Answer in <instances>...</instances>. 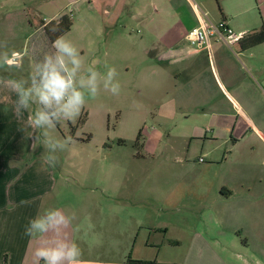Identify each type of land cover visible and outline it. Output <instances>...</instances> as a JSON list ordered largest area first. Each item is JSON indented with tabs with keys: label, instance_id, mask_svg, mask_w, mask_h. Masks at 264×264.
<instances>
[{
	"label": "rangeland",
	"instance_id": "1",
	"mask_svg": "<svg viewBox=\"0 0 264 264\" xmlns=\"http://www.w3.org/2000/svg\"><path fill=\"white\" fill-rule=\"evenodd\" d=\"M188 1L212 25L217 26L226 18L233 30L243 36L264 27V0ZM188 1L0 0V54L7 52L9 57L13 52L20 54V67L0 68V76L28 79L44 54L54 51L39 30L40 22L64 15L69 16L72 25L59 39L71 42L79 52L82 66L77 79L86 81L89 68L99 73L98 95L87 98L79 116L62 120L50 130L53 138H70L72 143L62 152L57 149L59 163L52 167L53 190L40 203V209H59L66 217H74L63 229V235L80 249H87L81 256L85 260L128 264L132 252L133 259L157 264H190L189 218L194 215L191 226L196 227L201 237L196 243L203 252L197 256L198 264H220L221 261L252 264L251 235L248 238L246 231L235 232L238 244L245 247L249 243V246L244 249L234 245L232 237L221 232L210 213L217 205L222 188L217 190L216 186L226 178L225 165L219 164L218 168L211 165L209 169L214 168V174L210 177L206 174L208 171L204 173L203 164L195 161L197 156L183 166L157 161V156L147 160L140 157H146L149 152L157 155L180 148L185 151L188 145V141L168 139L163 146V139L169 133L182 135L186 120L183 113L168 119L166 107L159 109L172 98L170 82L174 70L153 58L159 48L156 39L167 25L177 21L176 9L189 13ZM197 21L200 25L198 17ZM237 55L264 88V43ZM108 67L116 70L115 80L120 84L118 95L103 88ZM87 88L85 85V91ZM29 103L35 104L32 100ZM261 112L264 114V105ZM36 134L39 133L36 131ZM195 146L192 143L191 151ZM33 151L37 158L43 157V147ZM153 167L163 170L155 171L146 180ZM192 173L201 185L196 190L197 202L182 198L187 189L186 179ZM126 177L128 181L124 180ZM162 178L165 183L179 185L177 191L156 193L155 185ZM130 193L138 199L121 201L122 197L129 199ZM147 195L153 199L152 203L145 200ZM176 205L177 209H173ZM56 227L53 221V231ZM150 229L160 232L154 234ZM150 244L154 247H149ZM209 247L215 255L205 252Z\"/></svg>",
	"mask_w": 264,
	"mask_h": 264
},
{
	"label": "crops",
	"instance_id": "2",
	"mask_svg": "<svg viewBox=\"0 0 264 264\" xmlns=\"http://www.w3.org/2000/svg\"><path fill=\"white\" fill-rule=\"evenodd\" d=\"M188 9V14L175 10L177 21L167 25L156 39L159 48L153 56L161 65L171 66L174 70L170 82L172 98L159 109L166 107L164 112H168V116L165 115L168 119L173 120L176 114L183 113L186 120L182 135L169 133L163 139V146L168 139L188 141V145L185 151L180 148L157 155L149 152L146 157H140L147 160L157 156V161L183 166L192 163L191 157L197 156L195 161L203 158V162L198 163L203 164L204 173L208 171L206 174L210 177L214 168H218L219 164L225 165L228 169L226 178L216 186L217 190L222 188L217 205L210 213L215 216L221 232L232 237L234 245L244 249L249 246V243L245 247L240 246L234 237L235 232L246 231L247 237L251 235L252 264H264V114L261 112L264 88L237 55L246 51L241 40L231 45L236 48L234 51L215 37H209L207 43L200 46L189 42L187 35L199 27L197 17L200 13L193 5ZM224 20L230 22L226 18ZM43 22L47 24L50 21ZM39 30L43 32V26ZM0 79L9 78L0 76ZM16 99V94L0 83V264H43V261L37 260L35 253L47 237L34 239L26 236L25 227L38 211H43L40 209L41 199L52 193L54 174L52 167L45 163L43 157L37 158L32 148V137L36 131L28 124V118L35 110V104H30V110H22L17 116ZM192 143L196 144L194 151H191ZM176 154L181 155L179 159H175ZM211 165L214 168L209 169ZM162 170L153 167L145 176L146 180L148 176L155 175V171ZM124 180L128 181V178ZM197 180L193 173L186 179L187 189L183 199L197 202L196 190L201 186ZM155 186L156 193H161L175 192L179 185L165 183V178H162ZM128 195L129 199L122 197L121 201L138 199L136 194ZM150 198L147 195L145 200L152 203ZM162 200L165 202L168 199ZM193 217L190 215L189 218L188 255L190 264H198L197 256L203 252L196 243L200 235L196 227L191 226ZM150 231L154 234L160 232L155 229ZM49 232H53V223ZM205 245L208 247L206 241ZM149 247L153 248L154 244ZM81 251L83 254L87 249L81 248ZM205 252L216 254L210 247L205 248ZM129 255L132 260H138L133 259L132 252ZM80 259L83 264H114ZM220 264L227 263L221 261Z\"/></svg>",
	"mask_w": 264,
	"mask_h": 264
},
{
	"label": "clouds",
	"instance_id": "3",
	"mask_svg": "<svg viewBox=\"0 0 264 264\" xmlns=\"http://www.w3.org/2000/svg\"><path fill=\"white\" fill-rule=\"evenodd\" d=\"M52 47L54 51L44 54L43 59L35 64L28 79H0V83L16 94L17 116L21 115L22 110L32 108L30 100L37 105L28 118V124L39 133L32 137V148L35 150L43 147L45 163L55 167L59 163L57 153L64 151L72 141L70 138H53L50 130L62 120H72L79 116L87 98H95L100 86L97 82L99 73L93 68L88 69L90 76L86 81L83 78L77 79L82 60L71 42L58 39ZM5 66L20 67V54L13 52L11 57L7 52L0 54V68ZM116 75L115 68L108 67L103 80V88L113 95L120 92ZM85 85L88 86L87 91ZM73 218L66 217L59 209L50 208L38 211L28 221L25 227L26 236L34 239L47 237L45 243L36 250L38 261H43V264H83L80 247L75 242H69L63 235V229ZM53 221L57 227L55 231L49 232Z\"/></svg>",
	"mask_w": 264,
	"mask_h": 264
},
{
	"label": "built area",
	"instance_id": "4",
	"mask_svg": "<svg viewBox=\"0 0 264 264\" xmlns=\"http://www.w3.org/2000/svg\"><path fill=\"white\" fill-rule=\"evenodd\" d=\"M200 25L193 29L187 38L192 45H205L209 37H215L227 45L238 42L242 39L243 34L236 33L230 27L228 21L222 20L217 26L212 25L204 13L199 14ZM199 162H203V158H198Z\"/></svg>",
	"mask_w": 264,
	"mask_h": 264
},
{
	"label": "trees",
	"instance_id": "5",
	"mask_svg": "<svg viewBox=\"0 0 264 264\" xmlns=\"http://www.w3.org/2000/svg\"><path fill=\"white\" fill-rule=\"evenodd\" d=\"M40 26H43V32L45 36L48 38L50 43L53 45L56 40L62 37L64 34L70 31L72 22L69 16L64 15L60 17L58 20L50 21L45 24V22L41 21ZM264 43V27L261 28L259 32H252L242 37L241 44L243 49H249L256 45ZM128 264H157L155 261H140V260H132L130 255L127 260Z\"/></svg>",
	"mask_w": 264,
	"mask_h": 264
}]
</instances>
